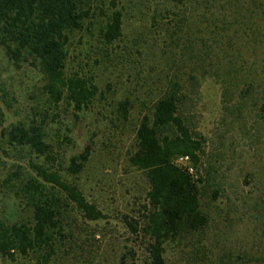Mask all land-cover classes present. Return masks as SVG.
Masks as SVG:
<instances>
[{
    "label": "rangeland",
    "instance_id": "1",
    "mask_svg": "<svg viewBox=\"0 0 264 264\" xmlns=\"http://www.w3.org/2000/svg\"><path fill=\"white\" fill-rule=\"evenodd\" d=\"M115 10L121 36L104 51L99 29ZM91 14L90 31L71 39L66 73L92 76L102 97L77 117L60 112L52 133L72 138L67 156L91 146L77 180L108 218L84 225L65 245V259L51 264H118L121 255L125 264H150L120 217H136L144 203L147 183L127 156L167 76L180 81L187 122L205 139L199 172L209 225L169 243L164 264H264V0H97ZM42 83L36 69L14 67L0 48V129L30 115ZM125 99L133 106L129 119L116 121L117 103ZM6 157L0 149V176L14 164ZM91 228L99 233L93 239ZM2 264L42 263L29 256Z\"/></svg>",
    "mask_w": 264,
    "mask_h": 264
},
{
    "label": "trees",
    "instance_id": "2",
    "mask_svg": "<svg viewBox=\"0 0 264 264\" xmlns=\"http://www.w3.org/2000/svg\"><path fill=\"white\" fill-rule=\"evenodd\" d=\"M96 1L0 0V48L14 67H33L43 82L30 115L0 129V149L14 160L0 176L4 190L0 264L29 256L42 264L64 260L65 245L76 240L84 225L108 218L77 180L91 160V146L67 156L72 138L59 139L52 133L60 112L77 117L102 97L92 76L66 73L71 39L90 31ZM169 1L183 5L187 0ZM111 5L115 7L114 1ZM106 18L99 29L104 51L120 38L122 27L119 11ZM169 78L141 116L127 156L128 167L141 173L147 183L144 203L136 217H120L132 242L148 254L150 264H164L169 243L204 233L209 225L201 204L205 177L199 172L205 139L184 115L183 86L176 77ZM132 108L129 99L119 101L114 120L128 121ZM0 117H4L1 106ZM181 156H188L192 173L188 166L177 164ZM88 233L92 239L99 234L92 228ZM125 260L121 255L118 264Z\"/></svg>",
    "mask_w": 264,
    "mask_h": 264
},
{
    "label": "built area",
    "instance_id": "3",
    "mask_svg": "<svg viewBox=\"0 0 264 264\" xmlns=\"http://www.w3.org/2000/svg\"><path fill=\"white\" fill-rule=\"evenodd\" d=\"M177 164L179 165H182V166H188V171L190 173L193 172V168L191 166L188 165V162H189V158L188 156H181V157H178V159L176 160Z\"/></svg>",
    "mask_w": 264,
    "mask_h": 264
}]
</instances>
